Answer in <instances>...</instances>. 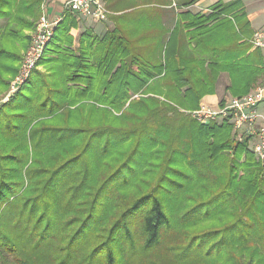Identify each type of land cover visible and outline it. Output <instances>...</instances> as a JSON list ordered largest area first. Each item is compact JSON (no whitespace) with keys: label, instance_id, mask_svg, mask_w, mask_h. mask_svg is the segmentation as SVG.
Wrapping results in <instances>:
<instances>
[{"label":"trees","instance_id":"obj_1","mask_svg":"<svg viewBox=\"0 0 264 264\" xmlns=\"http://www.w3.org/2000/svg\"><path fill=\"white\" fill-rule=\"evenodd\" d=\"M102 1L112 28L79 32L88 22L63 12L0 103V264H264L250 138L188 113L222 73L232 97L264 84L242 1L193 14L198 0H183L170 26L169 1L127 0L120 14L121 0ZM41 4L0 0V99Z\"/></svg>","mask_w":264,"mask_h":264},{"label":"built area","instance_id":"obj_2","mask_svg":"<svg viewBox=\"0 0 264 264\" xmlns=\"http://www.w3.org/2000/svg\"><path fill=\"white\" fill-rule=\"evenodd\" d=\"M65 11L74 14L77 20L93 23L105 22L110 15V11L102 0H66L63 4V12ZM60 19L61 17L51 20L46 12L42 11L28 50L17 75L10 82L5 98L13 95L36 68V64ZM251 43L254 48L264 51V38L261 33H254ZM260 106H264V85L255 87L240 98H230L224 105L217 108L200 104L196 110L190 111L189 114L192 119L203 125L218 120L232 123L234 130L237 131L238 140L243 139L244 136L250 138L252 143L250 149L255 159L264 167V116L258 110Z\"/></svg>","mask_w":264,"mask_h":264},{"label":"crops","instance_id":"obj_3","mask_svg":"<svg viewBox=\"0 0 264 264\" xmlns=\"http://www.w3.org/2000/svg\"><path fill=\"white\" fill-rule=\"evenodd\" d=\"M65 1L66 0H42L41 10L45 11L46 15L51 20L59 18L63 13V4ZM166 1H169V3H165L164 5H162L161 8L166 11L167 16L170 18L173 17L174 13L180 10L179 4L183 0H166ZM217 1L218 0H198L193 5L189 6L187 10L192 12L193 14H197L199 12L207 11L212 5L217 3ZM228 1L231 0H224V2H228ZM241 1L243 3V9L246 14V17L249 20L250 25L254 30V33H261L264 38V0H241ZM94 24H98V23H94ZM90 28L94 30L95 33V29H94L95 27L90 25ZM254 49L257 48H254L252 46V50ZM262 53L264 55V51H262ZM222 78H224V80L227 81L226 75L223 73L220 75L219 81H221ZM220 88L221 89H217L216 95L208 96L205 98V100L215 104L219 93L223 90L222 86ZM258 110L264 116V106H260Z\"/></svg>","mask_w":264,"mask_h":264},{"label":"rangeland","instance_id":"obj_4","mask_svg":"<svg viewBox=\"0 0 264 264\" xmlns=\"http://www.w3.org/2000/svg\"><path fill=\"white\" fill-rule=\"evenodd\" d=\"M120 1V0H119ZM126 2H127V0H121V2H120V9H118V12H114L115 14H120V12H122V11H125V10H127V9H129L128 7H126L125 8V6H126ZM141 3V2H140ZM138 5H139V3H138ZM141 7H142V5H140ZM157 10H158V8H156ZM164 11V10H163ZM165 12V11H164ZM41 14H42V10H41ZM110 14H112V15H114L113 14V11H111L110 12ZM164 16V19H165V23H166V25H168V26H170V24L172 23H170V19L172 18V17H168L167 16V14L166 13H164L163 14ZM40 17V16H39ZM39 19V18H38ZM38 21V20H37ZM89 23V22H88ZM88 23H86L85 22V24L84 25H82V24H80L79 25V32L80 31H82L83 29H84V27H90V25L91 26H93V27H95L94 29H95V33L97 34V35H102L103 33H104V31L106 30V29H109V28H112V26H113V24H112V22L108 19L107 21H105L104 23H98V24H94L93 22H90L89 24ZM2 24H3V21H0V27L2 26ZM36 24H37V22H36ZM35 30H36V25H35V28H34V30H32V31H29V32H27V34L29 35V37H30V42H31V37H32V35L34 34V32H35ZM94 31V30H93ZM30 42H29V45H30ZM29 47V46H28ZM27 50H28V48H27ZM26 50V51H27ZM26 51L25 52H23L22 54H23V58H22V61H23V59H24V56H25V54H26ZM21 61V62H22ZM21 64V63H20ZM20 66V65H19ZM223 74H225V73H223ZM221 75V74H220ZM226 75V74H225ZM30 76V75H29ZM29 78V77H28ZM27 78V79H28ZM226 78H227V81L226 80H224V78H222V80L221 81H219V79H220V76H219V79H218V83H217V86H216V91H215V93L214 94H212V95H206V96H204L200 101H199V104H198V107H199V105L200 104H207L208 106H210L211 108H217V107H219V106H221V105H224L230 98H234V97H232V96H230L226 91H225V88L228 86V77H227V75H226ZM13 80V79H12ZM25 83V82H24ZM23 83V84H24ZM264 85V84H263ZM223 87V90L219 93V95H218V98H217V101H216V103L215 104H213V103H210V102H208V101H206L205 100V98L206 97H208V96H214V95H216V93H217V89H221L220 87ZM235 98H237V97H235ZM8 100H9V98H5V96H3L1 99H0V103H6V102H8ZM197 107V108H198ZM196 108V109H197ZM195 109V110H196ZM193 111V110H192ZM183 112H185V111H183ZM186 114H188L187 112H185ZM225 123H227V124H229L230 126H231V128H232V131H231V134H232V136L234 137V138H236V140H238L237 139V131L236 130H234V127H233V124L232 123H230V122H227V121H223V120H218L217 122H213V123H211L210 125H216V126H221L222 124H225ZM244 139H247V136H244ZM249 140V139H248ZM250 141V140H249ZM250 145L249 146H251V141H250V143H249ZM251 148V147H250ZM256 160V159H255ZM257 161V160H256ZM258 162V161H257Z\"/></svg>","mask_w":264,"mask_h":264}]
</instances>
